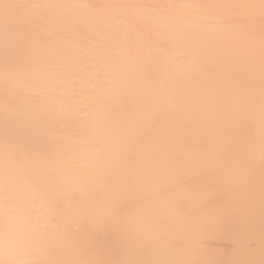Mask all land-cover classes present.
<instances>
[{"label": "rangeland", "instance_id": "rangeland-1", "mask_svg": "<svg viewBox=\"0 0 264 264\" xmlns=\"http://www.w3.org/2000/svg\"><path fill=\"white\" fill-rule=\"evenodd\" d=\"M0 264H264V0H0Z\"/></svg>", "mask_w": 264, "mask_h": 264}]
</instances>
